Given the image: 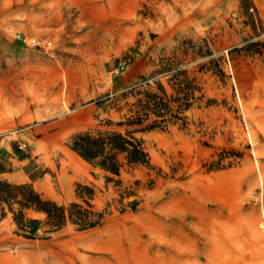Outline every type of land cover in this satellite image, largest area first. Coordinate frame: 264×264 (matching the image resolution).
<instances>
[{"label":"rangeland","instance_id":"1","mask_svg":"<svg viewBox=\"0 0 264 264\" xmlns=\"http://www.w3.org/2000/svg\"><path fill=\"white\" fill-rule=\"evenodd\" d=\"M179 84L182 119L119 125ZM127 131L148 161L119 175L70 148ZM0 182L63 206L87 185L103 214L44 233L23 208L30 239L0 202V264H264V0H0Z\"/></svg>","mask_w":264,"mask_h":264},{"label":"trees","instance_id":"2","mask_svg":"<svg viewBox=\"0 0 264 264\" xmlns=\"http://www.w3.org/2000/svg\"><path fill=\"white\" fill-rule=\"evenodd\" d=\"M181 84V83H180ZM178 85L177 96H168L163 87H159L161 94L144 91L129 108V114L119 125L141 126L143 129L163 127L170 119H182L180 114L190 105L191 92L188 86ZM134 131L124 134L117 132H88L78 133L71 137L70 148L92 166H98L112 174L119 175V171L126 161L127 164H144L148 155L141 139L133 135ZM76 194L85 205L71 202L68 206L58 205L46 200L27 185H12L0 182V202L8 205L17 203L20 209L13 218L20 234L33 239L38 236L42 221L26 217L23 208H34L45 214L44 224L47 228L44 233H51L62 228L67 221L75 224L77 229L84 230L96 226L103 214L96 212L90 203L93 189L87 185L77 184Z\"/></svg>","mask_w":264,"mask_h":264},{"label":"built area","instance_id":"3","mask_svg":"<svg viewBox=\"0 0 264 264\" xmlns=\"http://www.w3.org/2000/svg\"><path fill=\"white\" fill-rule=\"evenodd\" d=\"M32 43L37 46H44V45H49L48 41L39 39V38H33Z\"/></svg>","mask_w":264,"mask_h":264},{"label":"crops","instance_id":"4","mask_svg":"<svg viewBox=\"0 0 264 264\" xmlns=\"http://www.w3.org/2000/svg\"><path fill=\"white\" fill-rule=\"evenodd\" d=\"M32 172V171H31ZM31 172H29V173H31Z\"/></svg>","mask_w":264,"mask_h":264},{"label":"bare ground","instance_id":"5","mask_svg":"<svg viewBox=\"0 0 264 264\" xmlns=\"http://www.w3.org/2000/svg\"><path fill=\"white\" fill-rule=\"evenodd\" d=\"M264 225V224H263Z\"/></svg>","mask_w":264,"mask_h":264}]
</instances>
